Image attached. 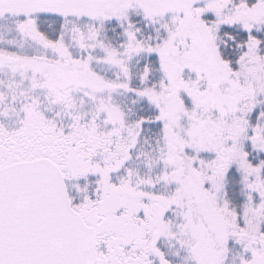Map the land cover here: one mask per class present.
<instances>
[{
	"label": "snow or ice",
	"instance_id": "1",
	"mask_svg": "<svg viewBox=\"0 0 264 264\" xmlns=\"http://www.w3.org/2000/svg\"><path fill=\"white\" fill-rule=\"evenodd\" d=\"M0 264H264V0H0Z\"/></svg>",
	"mask_w": 264,
	"mask_h": 264
}]
</instances>
